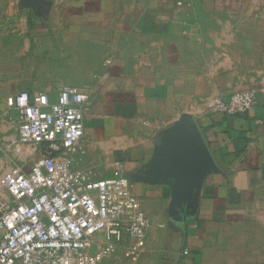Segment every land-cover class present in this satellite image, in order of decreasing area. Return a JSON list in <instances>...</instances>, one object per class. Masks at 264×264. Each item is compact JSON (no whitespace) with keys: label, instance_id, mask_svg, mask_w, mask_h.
<instances>
[{"label":"crops","instance_id":"crops-1","mask_svg":"<svg viewBox=\"0 0 264 264\" xmlns=\"http://www.w3.org/2000/svg\"><path fill=\"white\" fill-rule=\"evenodd\" d=\"M63 87L88 100L83 138L58 159L91 179L122 173L148 219L101 264H264V0H0V147L18 135L9 97L54 103ZM241 91L257 99L248 114L209 110ZM183 116L214 164L185 213L170 181L145 178Z\"/></svg>","mask_w":264,"mask_h":264},{"label":"built area","instance_id":"built-area-1","mask_svg":"<svg viewBox=\"0 0 264 264\" xmlns=\"http://www.w3.org/2000/svg\"><path fill=\"white\" fill-rule=\"evenodd\" d=\"M87 100L73 87L54 103L45 93L16 96L18 135L8 148L40 153L28 170L15 165L0 176V264H101L124 237L146 238L148 219L126 176L91 179L74 170L71 157L58 159L84 136ZM256 103L254 92L241 91L228 101L213 97L208 108L237 116ZM98 236L105 244L96 249Z\"/></svg>","mask_w":264,"mask_h":264},{"label":"water","instance_id":"water-1","mask_svg":"<svg viewBox=\"0 0 264 264\" xmlns=\"http://www.w3.org/2000/svg\"><path fill=\"white\" fill-rule=\"evenodd\" d=\"M156 161L145 173L150 181H170L173 186V208L185 213L197 189L214 165L211 154L196 122L183 116L159 137Z\"/></svg>","mask_w":264,"mask_h":264},{"label":"rangeland","instance_id":"rangeland-1","mask_svg":"<svg viewBox=\"0 0 264 264\" xmlns=\"http://www.w3.org/2000/svg\"><path fill=\"white\" fill-rule=\"evenodd\" d=\"M20 93V92H19ZM18 93V94H19ZM18 94L11 96L7 99V103L14 106L15 98ZM6 102V101H5ZM12 106V107H13ZM34 148H23L20 152L11 150L7 146L0 147V176L8 171L15 165L29 168L34 159L39 155L40 149L36 150V154L33 155Z\"/></svg>","mask_w":264,"mask_h":264}]
</instances>
